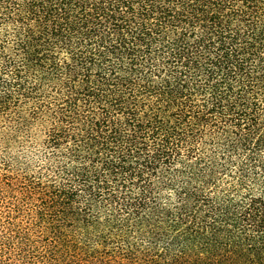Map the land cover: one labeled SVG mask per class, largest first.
<instances>
[{"label":"trees","instance_id":"obj_1","mask_svg":"<svg viewBox=\"0 0 264 264\" xmlns=\"http://www.w3.org/2000/svg\"><path fill=\"white\" fill-rule=\"evenodd\" d=\"M0 264H264V0H0Z\"/></svg>","mask_w":264,"mask_h":264},{"label":"rangeland","instance_id":"obj_2","mask_svg":"<svg viewBox=\"0 0 264 264\" xmlns=\"http://www.w3.org/2000/svg\"><path fill=\"white\" fill-rule=\"evenodd\" d=\"M12 149H13V151H14V150L16 151L17 147H16V146H13Z\"/></svg>","mask_w":264,"mask_h":264}]
</instances>
